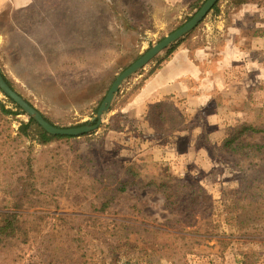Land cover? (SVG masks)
I'll use <instances>...</instances> for the list:
<instances>
[{"label":"rangeland","instance_id":"1","mask_svg":"<svg viewBox=\"0 0 264 264\" xmlns=\"http://www.w3.org/2000/svg\"><path fill=\"white\" fill-rule=\"evenodd\" d=\"M195 1L42 0L60 23V45L51 46L52 54L42 57L48 68L40 79H26L25 86L20 83L24 80L9 84L51 123L60 127L86 124L116 76L189 20L204 2L191 8ZM135 2L141 7L129 13L128 6ZM257 27H264V0H242L240 4L221 0L181 37L171 53H166L167 46L122 83L113 109L110 107L103 123L91 134L46 146L29 139L16 143L21 122L31 117L21 108L17 114L0 111V210L22 175L10 161L16 144L25 156L33 157L35 171L44 176L57 174L60 189L58 205L49 201L44 207L25 211L46 215L41 232L27 244L1 253L0 264H55L40 247L56 216H72L77 223L85 216H98L90 210L97 177L105 182L110 177L102 172L122 175L124 167L132 164L140 173L137 181L144 179V188H129L107 213L100 214L108 221H128L133 229L127 240L130 244L123 243L120 261L108 258L102 262L101 256L117 240L104 229L83 226L88 264H264V205L237 198L239 173L220 149L222 140L241 123L264 129V36ZM185 48L190 50L187 59L195 64L189 70L194 73L190 92L145 102L141 109L130 110L128 118V109L122 108H131L133 99H143L138 93L144 83L174 52ZM194 49L201 50L194 55ZM155 57L158 60L154 62ZM93 81L96 93L93 84L87 93ZM8 99L0 90V102L15 110ZM155 103H159L152 113L160 127L157 132L146 125ZM160 113L169 117L161 119ZM261 137L257 133L248 139L260 141ZM167 175L179 202L188 203V196L178 193L183 190V180H188L213 200V208H200L190 224L186 216L192 209L182 213L176 204L168 205L157 184ZM151 178L156 185L146 186ZM126 258L132 261L124 263Z\"/></svg>","mask_w":264,"mask_h":264},{"label":"trees","instance_id":"2","mask_svg":"<svg viewBox=\"0 0 264 264\" xmlns=\"http://www.w3.org/2000/svg\"><path fill=\"white\" fill-rule=\"evenodd\" d=\"M202 1L196 0L191 8L199 7ZM236 1L239 4L242 2V0ZM219 2L221 0H218L212 8L217 7ZM110 10L112 13L113 10ZM123 13H125V10ZM256 30L260 32L259 35L264 36V27H257ZM180 40L181 38L171 43L166 48V53H171ZM157 60V57L153 59L154 62ZM8 101L13 104L15 110L7 109L0 102V111L5 114L19 113L20 107L12 99H8ZM158 105L159 103L152 105L149 114H152ZM112 109L113 107H111ZM153 116L155 115H148L149 126L156 132L160 131V127L156 125ZM159 117L167 119L169 115L164 117L163 113H160ZM257 133L262 135L260 141H250L248 139ZM74 137L71 135L50 134L34 119L29 118L28 121L21 122L14 140L16 143H20L23 139H29L40 146H46L56 140H69ZM220 149L234 164V172L239 173V183L237 185L239 195L237 198L247 204L254 203L258 207L264 205V129L257 128L247 122L241 123L235 126L232 132L222 140ZM15 150L14 158L10 157L11 166L16 169V172H21L22 175L18 186L6 199L4 208L0 210V254L5 250L10 251L9 249L27 244L32 237L41 232L40 227L46 215L27 213L26 210L44 207L49 201H53L58 205L57 195L60 189L59 184H56L57 174L50 173V175L44 176L41 172L35 171L32 164L33 157L30 155L25 156L24 151H21L17 144ZM51 166L56 165L51 164ZM106 171L109 172L110 169H106ZM60 174L65 176L63 173ZM138 174L140 173L136 171V164H132L124 167V174L122 175L102 172V176L110 177L105 182H103L102 177H97L99 184L93 188L94 201L91 202L90 210L99 214L98 216H85L81 222L77 223L72 216L57 215L53 228L44 235L45 240L42 242L44 247L42 245L40 247L43 251L48 252L49 262L55 264H88L87 249L84 246L85 239L82 233L83 226L104 229L112 238L117 240L116 243L108 247L107 253L102 255L101 258L102 262H105L108 258L113 262L120 261V256L123 253L121 254L119 251L123 243L125 245L130 244L127 240L129 234L133 232L132 226L128 221H116L114 219L108 221L102 218L100 214L107 213L111 205L116 203L129 188L137 187L139 190L144 188L142 187L144 179L141 178L137 181L136 175ZM168 176L161 178L163 181H159L160 183L157 184L163 188L160 190L169 200L168 205L172 207L173 204H176V209L182 213L192 209L191 214L186 216L190 220V224L194 222L193 219H190L193 214L196 211H202L200 208L207 207L206 211L213 208V200L205 195L202 189H194L195 185L188 180H183V190L178 191V193L183 192L188 196V203L179 202L177 195L170 189ZM156 182L154 178H151L147 181L146 186L149 184L156 185ZM61 186L63 187V184H60ZM131 261V259L126 258L124 263ZM134 262L137 263V260ZM170 262L173 264L172 261Z\"/></svg>","mask_w":264,"mask_h":264},{"label":"crops","instance_id":"3","mask_svg":"<svg viewBox=\"0 0 264 264\" xmlns=\"http://www.w3.org/2000/svg\"><path fill=\"white\" fill-rule=\"evenodd\" d=\"M128 7L127 11L134 13L132 9L141 7V3H131ZM55 15L48 6H43L42 0H0V71L11 85L24 80L20 83L25 86L26 79H40L41 72L47 70L42 57L48 58L52 54L51 46L60 45V23L54 20ZM199 50L192 51L195 55L199 54ZM188 57L190 50L187 48L174 52L167 64L144 83L138 93V96L142 93L144 98L140 101L133 99L131 108H122L124 111L128 109L127 117H130V110H134V107L141 109L145 102L190 92L194 73L190 74L189 70L194 62L189 61ZM60 66L64 67L63 64ZM30 84H33V80ZM91 84L94 85L93 93H96V81L89 82L87 93L91 92ZM146 125L149 127L148 122Z\"/></svg>","mask_w":264,"mask_h":264},{"label":"water","instance_id":"4","mask_svg":"<svg viewBox=\"0 0 264 264\" xmlns=\"http://www.w3.org/2000/svg\"><path fill=\"white\" fill-rule=\"evenodd\" d=\"M218 0H205L198 10L181 26L170 32L157 43L147 49L134 62L121 71L111 83L104 98L100 102L95 115L86 124L74 127H60L51 123L44 115L28 102L20 93H18L5 79L0 71V90L5 96L12 99L29 117L34 119L46 132L58 135L78 136L88 133L98 128L104 121L105 115L109 111L116 93L119 91L122 83L131 75L144 67L155 55L172 42L177 41L183 35L191 31L210 11Z\"/></svg>","mask_w":264,"mask_h":264}]
</instances>
